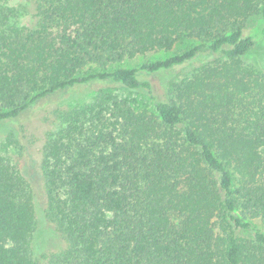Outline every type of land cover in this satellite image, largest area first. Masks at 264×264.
Returning a JSON list of instances; mask_svg holds the SVG:
<instances>
[{"label":"trees","instance_id":"16d2710c","mask_svg":"<svg viewBox=\"0 0 264 264\" xmlns=\"http://www.w3.org/2000/svg\"><path fill=\"white\" fill-rule=\"evenodd\" d=\"M263 37L264 0L0 2V264H264Z\"/></svg>","mask_w":264,"mask_h":264},{"label":"rangeland","instance_id":"374dc122","mask_svg":"<svg viewBox=\"0 0 264 264\" xmlns=\"http://www.w3.org/2000/svg\"><path fill=\"white\" fill-rule=\"evenodd\" d=\"M31 0H0L1 3H5L8 5H18L23 4L26 2H30ZM30 10L32 12V8L30 6ZM31 12L28 14H24L18 19V24H24V25H30L33 21ZM199 42L191 39V38H185L181 39L176 43V45L173 47V49L169 51H150L145 54H138L133 58H125L123 61L116 63L115 65H112L110 68H117L120 67H127V68H133L139 66L141 63L156 59H162L166 58L174 53L181 52L184 49L188 48L192 45H197ZM213 57V55L206 49H203L200 54L193 59L190 62L184 63L181 66L174 67L169 70H165L153 75L148 76L149 81L151 82L152 91L158 92V91H166L168 82L171 80H178L182 79L186 76H189L193 70L207 62ZM248 61H260L264 64V37L259 40L256 44V47L252 53H250L247 57ZM108 85L100 84V83H93L89 86L82 85V86H76L71 90L68 91H97L99 88L106 87ZM115 91H119V89H114ZM85 96H88L85 95ZM47 101H42L35 109L29 113L26 120H23L25 124V128L29 132H35L38 136L42 135L41 131H44L46 124L43 122V120L39 119V117L47 114L49 108L54 105V102L46 99ZM39 147V144L37 142H33L32 144L28 145L26 148V156L23 158V165L29 170H32L34 174H36V168H37V161H38V153L37 149ZM254 225L256 228H259L260 230L264 231V223L260 221V219H254L253 220Z\"/></svg>","mask_w":264,"mask_h":264}]
</instances>
